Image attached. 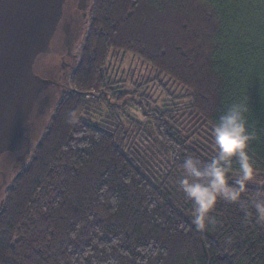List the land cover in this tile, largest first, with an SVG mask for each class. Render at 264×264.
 Instances as JSON below:
<instances>
[{
    "label": "trees",
    "instance_id": "trees-1",
    "mask_svg": "<svg viewBox=\"0 0 264 264\" xmlns=\"http://www.w3.org/2000/svg\"><path fill=\"white\" fill-rule=\"evenodd\" d=\"M121 53L155 79L121 87L107 67ZM155 80L169 98L152 108L140 91ZM70 84L6 191L0 264H264L254 210L218 202L199 230L176 183L186 156L211 158L214 124L243 101L259 170L248 194L264 193V0H94ZM98 102L143 120L96 122Z\"/></svg>",
    "mask_w": 264,
    "mask_h": 264
},
{
    "label": "water",
    "instance_id": "water-1",
    "mask_svg": "<svg viewBox=\"0 0 264 264\" xmlns=\"http://www.w3.org/2000/svg\"><path fill=\"white\" fill-rule=\"evenodd\" d=\"M94 0H0V210L78 65Z\"/></svg>",
    "mask_w": 264,
    "mask_h": 264
},
{
    "label": "clouds",
    "instance_id": "clouds-1",
    "mask_svg": "<svg viewBox=\"0 0 264 264\" xmlns=\"http://www.w3.org/2000/svg\"><path fill=\"white\" fill-rule=\"evenodd\" d=\"M247 112L243 101L228 106L212 128L211 158L188 155L180 165L177 187L191 201L192 223L199 230L215 223L211 213L218 202L238 205L245 212L252 209L256 222L264 223V193L248 194L259 170L250 154L256 137L248 128ZM78 122L79 114L71 112L69 123Z\"/></svg>",
    "mask_w": 264,
    "mask_h": 264
},
{
    "label": "rangeland",
    "instance_id": "rangeland-1",
    "mask_svg": "<svg viewBox=\"0 0 264 264\" xmlns=\"http://www.w3.org/2000/svg\"><path fill=\"white\" fill-rule=\"evenodd\" d=\"M107 67L109 69L108 73L112 77L111 79L116 76L123 77L125 83H120L119 85L124 87L125 90H129L130 87L136 88L134 86L135 83L142 85L144 82L153 80L157 74L156 70L152 68L150 64L146 63L139 57L125 53L111 56ZM158 83V80L148 83L140 91L141 94L146 95L147 101L151 103L152 108L156 105L162 107L164 105V100L169 98L165 94L166 91L164 92V89L161 88L162 85ZM170 90L177 96L184 95V90L179 86L174 87L171 85ZM136 110L137 108L135 105H130L127 109L123 110L120 108L118 111L113 112L107 105H105V103L98 102L96 107H92L89 113L93 115L96 122L115 119L121 120L128 125L131 119L143 120Z\"/></svg>",
    "mask_w": 264,
    "mask_h": 264
},
{
    "label": "flooded vegetation",
    "instance_id": "flooded-vegetation-1",
    "mask_svg": "<svg viewBox=\"0 0 264 264\" xmlns=\"http://www.w3.org/2000/svg\"><path fill=\"white\" fill-rule=\"evenodd\" d=\"M89 23V22H88ZM80 49L78 48L75 52L79 51Z\"/></svg>",
    "mask_w": 264,
    "mask_h": 264
}]
</instances>
